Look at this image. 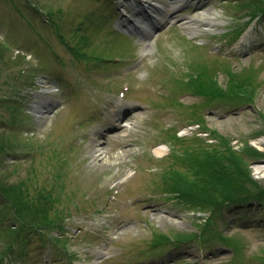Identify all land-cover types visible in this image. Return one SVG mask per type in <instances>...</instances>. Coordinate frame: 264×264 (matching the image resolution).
<instances>
[{
    "label": "rangeland",
    "instance_id": "374dc122",
    "mask_svg": "<svg viewBox=\"0 0 264 264\" xmlns=\"http://www.w3.org/2000/svg\"><path fill=\"white\" fill-rule=\"evenodd\" d=\"M137 1L0 0V189L18 207L25 181L32 199L56 200L47 217L41 207L21 216L0 194V264H264V203L195 210L162 175L182 170L175 156L197 138L226 140L262 155L249 170L264 186V0H192L176 11L142 0L174 17L125 35L117 28ZM190 18L210 24L189 34ZM202 73L228 93L196 95ZM32 167L47 175L31 179ZM33 216L54 227L29 229Z\"/></svg>",
    "mask_w": 264,
    "mask_h": 264
},
{
    "label": "trees",
    "instance_id": "16d2710c",
    "mask_svg": "<svg viewBox=\"0 0 264 264\" xmlns=\"http://www.w3.org/2000/svg\"><path fill=\"white\" fill-rule=\"evenodd\" d=\"M201 75L205 78L198 82L197 88L200 91L197 93L208 94L211 91L219 93V96L224 95L223 92L228 93L221 90L217 82H212L213 78L208 79L204 73ZM239 85L241 84L234 82L231 87ZM261 156L249 146L243 154H239L226 140H222L221 146L215 148L200 143L196 147H187L185 156H175L177 162L183 163L184 171L187 172L172 171V175H169L170 181L176 185L172 195L189 203L195 210L206 208L213 211L221 206L226 209L231 206H249L255 201L264 203V186L252 179L249 170L251 161ZM200 236H204L202 231L195 235L176 234V240L186 242ZM159 240L168 241L165 237Z\"/></svg>",
    "mask_w": 264,
    "mask_h": 264
},
{
    "label": "bare ground",
    "instance_id": "6f19581e",
    "mask_svg": "<svg viewBox=\"0 0 264 264\" xmlns=\"http://www.w3.org/2000/svg\"><path fill=\"white\" fill-rule=\"evenodd\" d=\"M166 2H165V6L166 7H168V8H170V9H173V8H175V7H173L174 5H175V3L174 2H170L171 0H165ZM182 1H184L185 3H187V4H190L191 3V0H182ZM176 3H179V2H177L176 1ZM133 6H134V9L137 7V8H139L140 6H142V7H145L146 5H143L142 3L141 4H133ZM132 6V7H133ZM198 8V7H197ZM202 9V8H201ZM160 10V8H156V10H155V12H154V10H152L158 17H159V19H158V21H157V23L160 25V24H162V23H164L165 21H166V19H167V16L166 15H163V16H161L160 17V15H162L161 14V12L159 11ZM140 11H143V10H140ZM176 11V10H175ZM174 15V14H173ZM173 15H171V17H173ZM204 15L205 16H212V15H214V14H211V13H209V11H207L206 13H204ZM142 20L143 21H146V19L144 18V17H142ZM145 24V26L147 27V28H150V27H154L153 25H148V24H146V23H144ZM210 23L208 22V21H206V19H204V18H198V19H195V18H193V19H187L185 22H182V27H183V29L187 32V33H189V34H193V33H195L194 31H196V28L197 27H199V26H204V27H207L208 25H209ZM42 106H43V104H41V105H39V108L41 109L42 108ZM124 106L125 105H123V109H124ZM44 108V107H43ZM40 111H38V113H39ZM120 116L119 115H117V117H116V115H115V117H113V120H110V123H111V125L113 124V128H115V130H116V125H114V123H116V121H119L120 119H118ZM116 119H118V120H116ZM125 126H126V130L125 131H130L131 129H133L132 128V125L131 124H125ZM120 132V131H119ZM99 134V133H98ZM92 149L95 151V147H92ZM163 151L162 150H157V153L158 154H161ZM95 160L96 161H99L100 162V164L104 167V165H110V166H112V163H111V161H108V158H107V156H106V152H103V151H100V150H98V151H95ZM104 162V163H103ZM105 162H110V164H106Z\"/></svg>",
    "mask_w": 264,
    "mask_h": 264
}]
</instances>
